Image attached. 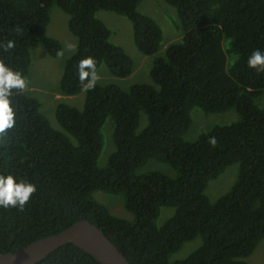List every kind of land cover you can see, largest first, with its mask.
<instances>
[{
    "label": "trees",
    "instance_id": "1",
    "mask_svg": "<svg viewBox=\"0 0 264 264\" xmlns=\"http://www.w3.org/2000/svg\"><path fill=\"white\" fill-rule=\"evenodd\" d=\"M143 0H0V60L26 80L31 48L42 44L59 58L61 43L46 36L51 11L69 16L68 30L77 38L76 52L65 62L59 92H85L82 109L60 103L54 129L40 101L12 89L14 127L0 136V176L33 184L37 191L21 207L0 206V253H10L57 235L86 220L100 228L131 264H250L264 239V71L250 68L254 50L264 53V0H162L178 15L183 34L155 57L151 84L129 90L79 79L78 65L91 57L96 72L106 66L120 79L134 64L111 42L112 32L97 18L100 11L125 17L134 44L145 56L156 55L164 41L162 27L139 12ZM13 47L5 51L7 44ZM236 111L238 120L214 126L195 141L184 136L191 113ZM142 115L147 125L139 131ZM113 124L115 150L99 167L106 120ZM215 137V146L209 139ZM151 160L166 163L174 176L139 174ZM237 176L215 202L209 184L232 166ZM96 192L122 196L132 220L112 214L94 198ZM163 208L173 215L158 226ZM197 238L201 245L182 260L171 261ZM37 264H101L67 244Z\"/></svg>",
    "mask_w": 264,
    "mask_h": 264
},
{
    "label": "rangeland",
    "instance_id": "2",
    "mask_svg": "<svg viewBox=\"0 0 264 264\" xmlns=\"http://www.w3.org/2000/svg\"><path fill=\"white\" fill-rule=\"evenodd\" d=\"M139 12L152 17L162 27L164 41L160 51L154 56L141 54L134 44L133 28L131 23L125 18L115 13L100 11L96 15L112 32L111 42L124 49L126 54L132 59L134 69L132 75L126 79L112 76L106 66H102L97 75L99 79L95 82L100 85H116L123 90H129L135 84H151L150 71L155 57L162 56L169 45L180 42L182 33H178L175 24L179 23L176 10L162 0H143L138 8ZM69 16L63 13L57 6L51 11V22L47 28L46 36L58 40L63 47V55L53 59L45 51L42 44L34 43L31 48L32 67L29 77L26 79V93L37 98L41 105L42 113L48 118L51 126L62 131L59 126L55 111L58 104H68L69 106L82 109L85 101V92L76 96H64L59 92L60 80L63 74L65 62L76 52L78 41L68 30ZM71 45V47H69ZM257 101L264 103V96ZM192 126L184 136L186 141H195L197 137L212 129L217 125H227L238 120L236 111L224 114L205 115L203 111L194 109L191 113ZM147 125V118L142 115L139 131ZM104 137V148L99 159V167L105 168L108 164L111 153L115 150L113 143V124L108 118L102 129ZM157 171L168 176H174L175 172L166 163L151 160L144 168L139 170V174ZM238 166L229 168L219 179L211 182L206 191L211 202H215L225 194L236 179ZM94 198L109 208L110 212L121 218L132 220L133 216L125 211L124 199L122 196L112 195L104 192H96ZM174 213L172 208H163L158 226H162ZM201 245V239L197 238L187 242L183 248L171 257V261L182 260L189 256ZM250 264H264V239L258 245L254 254L248 258Z\"/></svg>",
    "mask_w": 264,
    "mask_h": 264
},
{
    "label": "clouds",
    "instance_id": "3",
    "mask_svg": "<svg viewBox=\"0 0 264 264\" xmlns=\"http://www.w3.org/2000/svg\"><path fill=\"white\" fill-rule=\"evenodd\" d=\"M11 47L13 44L9 42L5 51ZM58 55H63V53H58ZM248 66L264 71V53L258 49L254 50L248 59ZM78 74L82 83L88 81L84 85L86 89H94L95 82L99 79L95 60L91 57L81 60L78 65ZM26 87L27 81L22 77V74L6 67L4 62L0 60V136L5 134L8 129L13 128L15 124V113L10 100L12 89L24 90ZM208 142L215 146L217 140L215 137H211ZM36 191L37 189L33 184L17 183L12 175L0 176V206L7 208L19 204L23 207Z\"/></svg>",
    "mask_w": 264,
    "mask_h": 264
},
{
    "label": "water",
    "instance_id": "4",
    "mask_svg": "<svg viewBox=\"0 0 264 264\" xmlns=\"http://www.w3.org/2000/svg\"><path fill=\"white\" fill-rule=\"evenodd\" d=\"M67 244L80 248L101 264H131L100 228L86 220L24 248L0 253V264H37Z\"/></svg>",
    "mask_w": 264,
    "mask_h": 264
}]
</instances>
